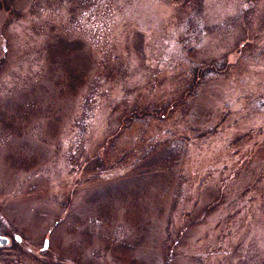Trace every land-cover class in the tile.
Listing matches in <instances>:
<instances>
[{
  "label": "rangeland",
  "instance_id": "374dc122",
  "mask_svg": "<svg viewBox=\"0 0 264 264\" xmlns=\"http://www.w3.org/2000/svg\"><path fill=\"white\" fill-rule=\"evenodd\" d=\"M244 2L199 48L187 4L0 0L1 214L77 264H264V0Z\"/></svg>",
  "mask_w": 264,
  "mask_h": 264
},
{
  "label": "snow or ice",
  "instance_id": "6c2138e0",
  "mask_svg": "<svg viewBox=\"0 0 264 264\" xmlns=\"http://www.w3.org/2000/svg\"><path fill=\"white\" fill-rule=\"evenodd\" d=\"M104 2V0H102ZM122 2V0H121ZM136 3H143L148 6L155 5L162 13L163 19H168L173 15H176L180 12L183 5H191L197 9V12H203V16H198L193 13L191 16L188 17L190 20H195L197 27L192 31L195 33L194 37V47L205 48L212 40L210 37L207 36L203 32L204 29V19L210 16L217 17L214 20V23L218 25H225L231 22V18H238L241 12L244 9L249 7V4L244 2V0H135ZM63 3L66 6H70L72 0H63ZM239 4L240 10L238 11L235 5ZM191 12V8H189ZM47 13H45V16ZM89 18L91 19V23H89ZM121 19V17L117 16L116 20ZM82 25H85L90 30H99L101 32L105 31V23L106 21L97 20L94 13H83L82 19L79 21ZM115 21H113L114 23ZM108 32L112 31L111 23L108 24V28L106 29ZM188 31V23L185 21L184 23H179L177 25H173L170 29L171 36L166 43H170L171 47H169L168 52L169 54L180 55V46L177 43V37L181 33H187ZM198 37V39H196ZM243 47V45H241ZM167 59V57H165ZM256 83H260L257 81L253 82V86ZM264 91V88L261 89ZM239 96V94H237ZM232 103L235 105L237 109H242L243 103H237L236 100H233ZM51 247V241L45 240L43 242V248L46 250Z\"/></svg>",
  "mask_w": 264,
  "mask_h": 264
},
{
  "label": "flooded vegetation",
  "instance_id": "af4514ba",
  "mask_svg": "<svg viewBox=\"0 0 264 264\" xmlns=\"http://www.w3.org/2000/svg\"><path fill=\"white\" fill-rule=\"evenodd\" d=\"M45 238L0 212V264H77L44 249Z\"/></svg>",
  "mask_w": 264,
  "mask_h": 264
},
{
  "label": "trees",
  "instance_id": "16d2710c",
  "mask_svg": "<svg viewBox=\"0 0 264 264\" xmlns=\"http://www.w3.org/2000/svg\"><path fill=\"white\" fill-rule=\"evenodd\" d=\"M142 4L139 6V7H141L142 8ZM139 7L138 6H133V7H127V9H133V8H136L137 9V12L139 11ZM127 9H126V11H127ZM150 9V6H147V10H149ZM136 11H132L131 13H132V15H134V14H136L137 13ZM222 64V63H221ZM220 68H219V71L222 69V67H221V65L219 66ZM208 69H210V68H208ZM218 70V69H217ZM194 75H197V76H194ZM194 75H192V78H194V77H198L199 78V76H201L202 74H198V73H196V74H194ZM199 75V76H198ZM189 91H187V92H185L184 91V95L183 96H181L180 98H179V100L178 101H182V99L184 98V96L185 95H187V94H189L188 93Z\"/></svg>",
  "mask_w": 264,
  "mask_h": 264
}]
</instances>
